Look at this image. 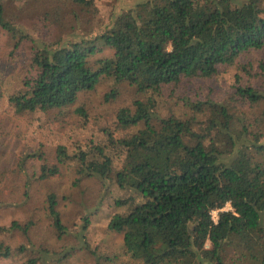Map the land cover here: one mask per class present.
Returning <instances> with one entry per match:
<instances>
[{"label":"trees","instance_id":"trees-1","mask_svg":"<svg viewBox=\"0 0 264 264\" xmlns=\"http://www.w3.org/2000/svg\"><path fill=\"white\" fill-rule=\"evenodd\" d=\"M0 27L15 40L11 54L30 44L17 87L6 91L17 112L74 108L87 122L78 102L104 77L143 95L117 111V129L129 131H105L119 160L94 142L75 152L57 145L53 160L38 149L28 153L45 160L38 179L72 161L77 180L113 182L121 209L108 227L123 233L135 264H264V109L253 112L264 103V60L257 67L246 60L251 51L264 52V0H136L112 13L98 39L65 42L53 40L50 27L32 35L7 18L0 0ZM106 50L113 52L99 55ZM230 67L237 69L235 86L220 99L179 94L185 78L213 80ZM242 71L259 81L243 82ZM172 98L182 112L157 116L158 104ZM227 203L232 209L220 210L215 221L212 210ZM57 204L49 191L53 225L62 235L68 230ZM0 248L12 254V244Z\"/></svg>","mask_w":264,"mask_h":264},{"label":"rangeland","instance_id":"rangeland-1","mask_svg":"<svg viewBox=\"0 0 264 264\" xmlns=\"http://www.w3.org/2000/svg\"><path fill=\"white\" fill-rule=\"evenodd\" d=\"M2 1L7 18L24 25L32 35L50 32V27L51 38L65 42L98 39L112 13L136 0H95L96 5L89 7L72 0ZM22 44L18 54H11L16 48L15 40L0 27V245H13L10 256H5L0 248V264L130 263L131 259L124 251L123 233L108 227L113 215L121 209L116 205V199L121 195L116 185L113 182L104 185L100 179L89 176L77 180L72 166L76 165L72 161L62 165L60 172L49 179H38L40 165L45 160L39 156L32 158L28 153L39 149L53 160L57 145L66 144L71 152H75L89 149L94 142L106 144L109 154L119 160L118 149L109 146L105 131L111 128L115 136L129 131L117 129V111L132 106L134 100L143 95L126 82L118 83L104 77L93 91L82 94L78 102L87 110V122L74 108L52 111L48 115L17 112L7 102L6 91L17 87L21 58L30 55V44ZM112 52L106 50L99 55ZM260 59L264 60V52L251 51L246 57L255 67ZM236 71V67L222 69L213 80L185 78L178 87L179 94L220 99L235 86ZM240 74L243 82L255 84L259 81L250 74L245 76L244 71ZM113 90L114 97L106 99ZM175 103L173 98L161 101L157 116L174 110L182 112ZM263 109L264 103L253 112ZM49 191L57 194V209L68 230L62 235H58L53 225L48 208ZM223 209H232V206L227 203ZM87 216L90 220L85 229ZM13 223L27 225L26 231L13 227ZM35 257H38L37 261L31 263ZM131 264L135 263L131 261Z\"/></svg>","mask_w":264,"mask_h":264},{"label":"built area","instance_id":"built-area-1","mask_svg":"<svg viewBox=\"0 0 264 264\" xmlns=\"http://www.w3.org/2000/svg\"><path fill=\"white\" fill-rule=\"evenodd\" d=\"M228 204H230V203H228ZM231 205V204H230ZM224 208V207H223ZM223 208H220V209H213L212 210V217H213V219L215 220V221H217L218 220V213H219V211L220 210H226V209H223Z\"/></svg>","mask_w":264,"mask_h":264}]
</instances>
